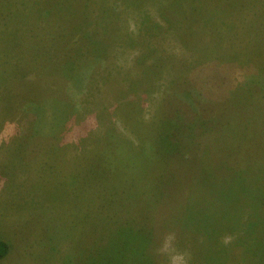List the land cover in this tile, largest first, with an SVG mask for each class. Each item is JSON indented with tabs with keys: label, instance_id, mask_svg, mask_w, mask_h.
<instances>
[{
	"label": "rangeland",
	"instance_id": "1",
	"mask_svg": "<svg viewBox=\"0 0 264 264\" xmlns=\"http://www.w3.org/2000/svg\"><path fill=\"white\" fill-rule=\"evenodd\" d=\"M0 240L264 264V0H0Z\"/></svg>",
	"mask_w": 264,
	"mask_h": 264
},
{
	"label": "trees",
	"instance_id": "2",
	"mask_svg": "<svg viewBox=\"0 0 264 264\" xmlns=\"http://www.w3.org/2000/svg\"><path fill=\"white\" fill-rule=\"evenodd\" d=\"M133 161H135V158ZM135 162L137 163L136 166L140 167V165L138 164L139 162L138 161H135ZM136 166H134V167H136ZM102 168L103 167H100V170H99L100 172H101ZM7 252H8V245L4 241L0 240V259H3L6 256Z\"/></svg>",
	"mask_w": 264,
	"mask_h": 264
}]
</instances>
